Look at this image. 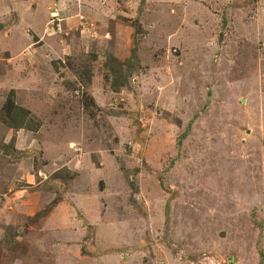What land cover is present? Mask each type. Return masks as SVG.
<instances>
[{
	"label": "rangeland",
	"instance_id": "obj_1",
	"mask_svg": "<svg viewBox=\"0 0 264 264\" xmlns=\"http://www.w3.org/2000/svg\"><path fill=\"white\" fill-rule=\"evenodd\" d=\"M0 91V264H264V0H0Z\"/></svg>",
	"mask_w": 264,
	"mask_h": 264
},
{
	"label": "trees",
	"instance_id": "obj_2",
	"mask_svg": "<svg viewBox=\"0 0 264 264\" xmlns=\"http://www.w3.org/2000/svg\"><path fill=\"white\" fill-rule=\"evenodd\" d=\"M112 63H116V70L114 69L115 66L113 67L114 69V74H117L119 72L125 71V70H130L131 65L139 61L138 58V51H137V46H135L132 50L131 56L126 59V61H119L116 57L111 56L109 59ZM110 62V63H111ZM130 67V68H129ZM115 88H119L118 84L115 86ZM4 117L6 115V124H8L11 128L19 129L22 127H25L26 123L28 122V115L30 114V111L24 107H22L19 104H16L15 101V91L12 89L5 101L4 104Z\"/></svg>",
	"mask_w": 264,
	"mask_h": 264
},
{
	"label": "crops",
	"instance_id": "obj_3",
	"mask_svg": "<svg viewBox=\"0 0 264 264\" xmlns=\"http://www.w3.org/2000/svg\"><path fill=\"white\" fill-rule=\"evenodd\" d=\"M3 2V1H2ZM2 29H3V27H2ZM0 93H1V91H0ZM1 95V94H0ZM1 100H2V98H1V96H0V102H1Z\"/></svg>",
	"mask_w": 264,
	"mask_h": 264
}]
</instances>
